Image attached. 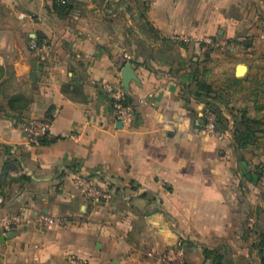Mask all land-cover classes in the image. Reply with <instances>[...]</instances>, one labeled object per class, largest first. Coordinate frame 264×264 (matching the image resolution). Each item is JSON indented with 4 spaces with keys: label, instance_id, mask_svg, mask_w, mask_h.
I'll use <instances>...</instances> for the list:
<instances>
[{
    "label": "crops",
    "instance_id": "1",
    "mask_svg": "<svg viewBox=\"0 0 264 264\" xmlns=\"http://www.w3.org/2000/svg\"><path fill=\"white\" fill-rule=\"evenodd\" d=\"M53 3L0 0V222L17 220L0 264H161L177 245L185 264H206L205 249L261 264V148L205 134L195 96L203 84L228 97L230 121L229 95L264 55L258 0H66L64 16ZM183 34L194 41H172ZM128 62L133 116L117 126L105 86L122 87ZM25 121L48 131L33 140ZM76 173L106 196L90 204ZM42 214L62 222L39 227Z\"/></svg>",
    "mask_w": 264,
    "mask_h": 264
},
{
    "label": "built area",
    "instance_id": "2",
    "mask_svg": "<svg viewBox=\"0 0 264 264\" xmlns=\"http://www.w3.org/2000/svg\"><path fill=\"white\" fill-rule=\"evenodd\" d=\"M144 4H149L151 0H139ZM22 17H27L31 20L41 21L40 17L34 18L28 15H22ZM173 42L179 44H189L194 41V38L190 35H175L171 38ZM207 43H212L210 38H205L203 40ZM29 48L31 50H42L46 48L44 45L40 46L36 39L31 38L29 40ZM42 60L43 58L40 57ZM105 91L110 100L112 111L117 122L125 123L131 119L133 116V108L128 102L126 95L123 91V88L119 84H107L105 86ZM203 125L202 129L210 137H213L217 140H233V135L231 129L219 130L216 128L217 116L212 109L205 108L202 112ZM25 131H27L33 140L37 139L39 136H43L48 131L47 124H41L34 121H25L22 124ZM74 184L82 192V194L89 200L90 204L94 205L98 203L101 198L105 197L107 192L103 190L98 184L93 180V176L82 175L80 173L74 174L73 177ZM3 202V199L0 196V204ZM17 220H2L0 222L1 233L5 234L8 231H11L13 225H16ZM62 220L51 217L49 215H39L35 223L39 227H50L59 225ZM161 264H185V252L182 246L177 245L172 248H166L161 256ZM67 264H91L87 260L70 256L67 259Z\"/></svg>",
    "mask_w": 264,
    "mask_h": 264
},
{
    "label": "trees",
    "instance_id": "3",
    "mask_svg": "<svg viewBox=\"0 0 264 264\" xmlns=\"http://www.w3.org/2000/svg\"><path fill=\"white\" fill-rule=\"evenodd\" d=\"M70 6L66 3V0H54L53 10L59 15L64 16L67 14ZM263 16V15H262ZM261 16V17H262ZM42 39V37H38ZM39 42V40H37ZM240 80L235 79L234 84H239ZM260 85H264V75L261 77ZM264 93V89L262 90ZM210 86L198 84V91L196 97L203 100V110L205 108L212 109L217 116L216 128L219 130L231 129L234 144L239 148H246L248 145H258L259 138L257 132L264 127V114L260 117H250L246 109H232L226 107V111L230 114L229 119L223 114L224 110L222 106L225 101L222 96L217 94ZM128 100V99H127ZM129 102V100H128ZM253 107L256 112L264 113V100L258 103V99H255ZM201 125H203V117L201 118ZM260 126L261 128H258ZM259 176L261 174H258ZM91 176V175H90ZM258 176V177H259ZM257 249L260 254L261 264H264V234L261 236V240L257 243ZM204 259L206 264H226L224 256L214 250L205 249Z\"/></svg>",
    "mask_w": 264,
    "mask_h": 264
},
{
    "label": "rangeland",
    "instance_id": "4",
    "mask_svg": "<svg viewBox=\"0 0 264 264\" xmlns=\"http://www.w3.org/2000/svg\"><path fill=\"white\" fill-rule=\"evenodd\" d=\"M258 4L261 10L262 20L264 23V0H258ZM253 62H249L251 66L253 67V71L256 72V74L251 75V79L248 81V77L244 80L245 82H242L241 84L237 85L234 89V93L229 95L232 97L231 104H236L233 106L232 109H246L248 112V116L250 117H260L264 113H258L255 111L253 107V103L255 99H258V103L264 100V93L262 90L264 89V85H260L259 82L261 81V77L264 75V55L257 56L254 58ZM224 101L226 102L227 99L223 97ZM236 99V103H233V101ZM229 103V100L227 101ZM228 105V104H227ZM230 115V114H228ZM258 128H261L258 126ZM258 140V148H261V155L263 157V163H264V127L260 131L257 132Z\"/></svg>",
    "mask_w": 264,
    "mask_h": 264
},
{
    "label": "water",
    "instance_id": "5",
    "mask_svg": "<svg viewBox=\"0 0 264 264\" xmlns=\"http://www.w3.org/2000/svg\"><path fill=\"white\" fill-rule=\"evenodd\" d=\"M32 80L33 82H36V77H37V70L40 69V66H37L35 63H32ZM249 69V67L245 64H239L237 65L236 69H235V74L236 76H242L247 70ZM132 80H137V76L134 73V70L131 66V63H126L122 69V73H121V82H122V87H123V91L126 94L128 92L129 89V84ZM121 122H117V126H121ZM16 232L15 231H8L5 234H0V242H4L7 239H11L14 236H16Z\"/></svg>",
    "mask_w": 264,
    "mask_h": 264
}]
</instances>
